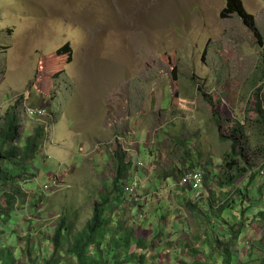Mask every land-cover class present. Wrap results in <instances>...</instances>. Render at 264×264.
<instances>
[{
  "label": "rangeland",
  "instance_id": "rangeland-1",
  "mask_svg": "<svg viewBox=\"0 0 264 264\" xmlns=\"http://www.w3.org/2000/svg\"><path fill=\"white\" fill-rule=\"evenodd\" d=\"M242 3L257 36L237 15L221 17L226 0H0V121L17 106L21 140L40 137L17 216L0 225V248L11 247L17 264L50 257L61 215L81 229L112 188L117 155L131 164L127 176L137 174L145 198L130 213L141 219L132 217L131 225L120 219L148 237V261L133 264H164L184 257L193 243L201 247L217 214L216 201L203 202L236 205L247 186L243 202L259 201L248 209L237 263L262 264L264 178L255 176L256 190L247 171L264 163L256 107L258 86L264 103V1ZM33 107L46 115H30ZM234 141L244 155L243 177L219 191L212 181L223 175L222 158ZM139 161L160 170L142 171ZM193 169L204 171L207 198L197 203L185 194L204 209L174 202L182 191L175 181ZM53 179L57 186L45 192ZM119 204L111 205L110 217L124 209ZM161 229L162 242L151 237Z\"/></svg>",
  "mask_w": 264,
  "mask_h": 264
},
{
  "label": "trees",
  "instance_id": "trees-1",
  "mask_svg": "<svg viewBox=\"0 0 264 264\" xmlns=\"http://www.w3.org/2000/svg\"><path fill=\"white\" fill-rule=\"evenodd\" d=\"M234 15L243 19L254 35H258L254 17L245 10L242 0H226V6L221 12V17L226 18ZM62 51L71 52L67 46H64ZM261 92L262 86H258L256 89V107L257 113L259 117H263L262 122L264 123V103H262L260 96ZM214 115L219 120L220 128L219 114L214 112ZM21 121V113L17 106H11L0 121V225L12 224L17 216L18 204L21 200L20 195H22L21 185L30 174L29 164L38 155L37 146L40 137L37 134L29 135L27 139L22 141L23 125ZM221 137L223 138V136ZM238 146L237 141L232 142L231 151L222 158L223 175L216 176L220 179L217 181L220 188L230 187L243 177L244 155L238 152ZM117 157L114 179L110 185L111 190L109 192L107 190L106 195H102L101 201L94 203L91 215L79 231H75L76 223L68 217V214L59 217L49 240L53 244L52 253L49 258H45L42 264H133L135 262L141 263L145 259L148 261L149 253L144 256L145 252L148 251V237L139 238L135 235L133 228H127L120 223V219H126L125 221L131 225V218L139 219L140 216L137 215L139 212L133 216L130 214L135 206L131 196L126 197V194H129L126 185L130 182V177L128 178L127 174L132 172L131 164L126 163L123 157L119 155ZM252 170L249 169L247 174L251 180L254 177L253 187L257 190L259 185H255V176L257 177L258 174ZM134 174L135 177L137 174ZM244 191H249L248 186L239 190L237 195L239 196L238 199L241 200L236 205L208 197L210 202L216 201L217 203L215 208L213 207L217 212L213 219L214 223L221 224L222 227H217L216 224L212 223L210 230L203 232L201 247H186L184 257L173 258L174 260L164 264H239L237 263L238 252L235 251L237 245L242 244L241 238L244 234L245 224L252 219L248 209L259 201V199L252 200L253 203L249 207L243 202V197L246 195L243 193ZM258 192L261 194L260 188ZM249 199L251 201L252 198ZM31 202L36 206V202ZM119 202L121 203L119 205H123L124 209L116 214L115 218L110 217L112 214L111 205ZM186 205L192 210L197 209V206H194L190 200L187 201ZM254 208H258V205H255ZM244 211L245 216H243ZM258 216H264V212H259ZM159 218L164 219L163 216ZM163 219L160 222H164ZM111 224H113V228ZM163 235L162 229L153 230L151 237H161L162 242ZM158 238L154 239V242ZM1 245L0 264H17L18 260L11 247ZM131 247H134L133 250ZM60 252H63L64 255H61ZM31 253V251L28 252V255ZM155 263L153 261V264ZM150 264H152V260H150Z\"/></svg>",
  "mask_w": 264,
  "mask_h": 264
},
{
  "label": "built area",
  "instance_id": "built-area-1",
  "mask_svg": "<svg viewBox=\"0 0 264 264\" xmlns=\"http://www.w3.org/2000/svg\"><path fill=\"white\" fill-rule=\"evenodd\" d=\"M30 114L29 112H27ZM32 113L30 115H34L37 117H44L46 115V111L41 108H32ZM140 167V168H139ZM137 168L141 169L142 171L147 170V168H150V172H154L157 170H160L159 164H152L151 166H147L146 163L139 161ZM258 174V178H264V163L261 167L256 170ZM57 186V181L56 179L51 180L50 182L46 183L44 185V191L45 192H50L54 187ZM205 176H204V171L200 169H193L189 172L184 173L177 181H175L174 187H181L184 188L185 190H188L191 192V199L194 202H198L202 200L203 198L207 197V190L205 188ZM126 190L129 192L132 203L138 205L141 203L145 198H144V193L141 190V180L137 176L134 177L133 180H130L129 183L126 185ZM172 189L168 190V193ZM156 195H159V192L155 193ZM155 195V196H156ZM157 196V197H158ZM141 217V215H140Z\"/></svg>",
  "mask_w": 264,
  "mask_h": 264
},
{
  "label": "crops",
  "instance_id": "crops-1",
  "mask_svg": "<svg viewBox=\"0 0 264 264\" xmlns=\"http://www.w3.org/2000/svg\"><path fill=\"white\" fill-rule=\"evenodd\" d=\"M211 175V174H210ZM210 177V176H209ZM218 179V178H217ZM259 179V178H258ZM217 181L218 180H216V178L215 179H213V181H212V184H214L213 186H215V188L216 189H218L219 191H224L225 189H223V188H220V187H218L216 184H217ZM215 182V183H214ZM219 185V184H218ZM212 186V187H213ZM211 187V188H212ZM215 189H210V191H211V195H212V197H214V195L216 194V192L214 191ZM185 191H187V192H185ZM185 193H188L189 194V197H190V199H191V192L190 191H188V190H184V189H182V191L178 194V195H175L174 196V202L176 203V200L177 201H182V204H187V201H188V196L185 194ZM165 195H169V194H165ZM181 197V198H180ZM191 201V203L192 204H194V206H197L198 207V209H204V208H202L203 206H201V205H196L195 203H193L192 202V200H190ZM210 202V200H205V202H203V203H205V205L207 204V203H209ZM192 247H198V243H193L192 245H191ZM190 246V247H191ZM185 250H187V249H185ZM183 255H186V254H183Z\"/></svg>",
  "mask_w": 264,
  "mask_h": 264
},
{
  "label": "bare ground",
  "instance_id": "bare-ground-1",
  "mask_svg": "<svg viewBox=\"0 0 264 264\" xmlns=\"http://www.w3.org/2000/svg\"><path fill=\"white\" fill-rule=\"evenodd\" d=\"M181 198V197H180ZM198 203V202H197Z\"/></svg>",
  "mask_w": 264,
  "mask_h": 264
}]
</instances>
